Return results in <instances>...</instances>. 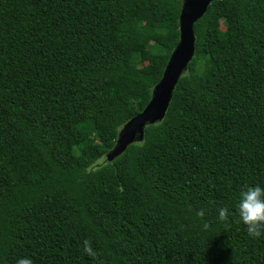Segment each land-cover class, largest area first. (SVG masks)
Returning <instances> with one entry per match:
<instances>
[{"label":"trees","instance_id":"obj_1","mask_svg":"<svg viewBox=\"0 0 264 264\" xmlns=\"http://www.w3.org/2000/svg\"><path fill=\"white\" fill-rule=\"evenodd\" d=\"M181 8L0 0V264H264V229L235 211L264 187V0L209 5L166 117L106 160L162 78Z\"/></svg>","mask_w":264,"mask_h":264},{"label":"water","instance_id":"obj_2","mask_svg":"<svg viewBox=\"0 0 264 264\" xmlns=\"http://www.w3.org/2000/svg\"><path fill=\"white\" fill-rule=\"evenodd\" d=\"M214 1L216 0H181L179 42L169 58L162 78L152 89L149 103L142 112L122 126L116 144L107 153L106 160L113 161L131 143L142 142L146 127L164 120L176 86L181 77L188 71V66L195 56L194 25L205 15L209 5Z\"/></svg>","mask_w":264,"mask_h":264},{"label":"clouds","instance_id":"obj_3","mask_svg":"<svg viewBox=\"0 0 264 264\" xmlns=\"http://www.w3.org/2000/svg\"><path fill=\"white\" fill-rule=\"evenodd\" d=\"M217 211L218 219L223 220L228 210L221 207ZM235 211L246 226L247 233L253 238L260 236L261 230L264 229V187L256 184L242 189L237 197ZM196 215L203 216V210L198 211ZM16 264H33V261L29 257H21L17 258Z\"/></svg>","mask_w":264,"mask_h":264},{"label":"rangeland","instance_id":"obj_4","mask_svg":"<svg viewBox=\"0 0 264 264\" xmlns=\"http://www.w3.org/2000/svg\"><path fill=\"white\" fill-rule=\"evenodd\" d=\"M225 27H224V25H223V29H224ZM225 30V29H224Z\"/></svg>","mask_w":264,"mask_h":264}]
</instances>
